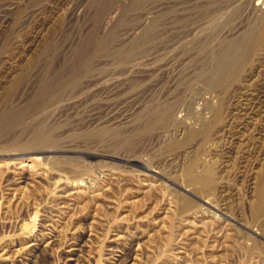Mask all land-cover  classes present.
Here are the masks:
<instances>
[{"label": "rangeland", "instance_id": "1", "mask_svg": "<svg viewBox=\"0 0 264 264\" xmlns=\"http://www.w3.org/2000/svg\"><path fill=\"white\" fill-rule=\"evenodd\" d=\"M240 1L0 0V264H264V73L201 78Z\"/></svg>", "mask_w": 264, "mask_h": 264}, {"label": "bare ground", "instance_id": "2", "mask_svg": "<svg viewBox=\"0 0 264 264\" xmlns=\"http://www.w3.org/2000/svg\"><path fill=\"white\" fill-rule=\"evenodd\" d=\"M241 1H240L241 3L245 2L246 7L243 8L244 4H243V6H241L243 8L242 9L243 11H242L241 15L239 16V18L235 21L237 24L236 26L240 25L242 22L247 21L248 19H246L245 17L249 13L255 14L257 19L251 18L250 19L251 21H249L250 24L246 25V28H244V31H242L237 37L230 40L227 43V45H221V42L218 43L216 45V46H218L216 48L217 49L216 52H218L217 54H214V52L209 50L210 51L209 58H210V62L212 63V65H211L209 70L207 69V72L205 74H202V77H201L202 79L205 78L207 80V83L209 84V86L221 87L224 84L226 85L227 83H225V82H227V79L229 81V77H231L232 75H234L235 73H237L241 69H244L243 73H245V75H247V77H249L255 73H258V72L264 73V49L262 48L263 46L261 44L262 40L264 39V25H263V21H264V0H241ZM240 11H241V9H240ZM228 17L229 16L222 17V18H215L216 23L219 21V19L221 21V22H218L217 24L215 23L220 28V29H218L219 32L216 33L217 39L219 38V39H221V40L223 39L225 41V40H227L226 38H228L229 34H231L230 28H229V26H227L228 25L227 23L229 22V21L227 22ZM223 21H224V23H223ZM247 23H248V21H247ZM215 24H213V25H215ZM223 27H226V28H223ZM162 36H164V35H162ZM215 37L208 40L209 41L208 46L214 47V43H216ZM230 38H228V39H230ZM171 39L174 43H176V41L172 37H171ZM180 39H179L178 43H180ZM173 42H171V43H173ZM158 43H160V42H158ZM168 43H169V40H168ZM157 45H155V47ZM162 46L163 45L160 44L157 47L161 49ZM167 46H170V45H165L164 47H167ZM171 46H172V44H171ZM174 46L175 45H173L172 47H174ZM212 47H211V49H212ZM164 49L165 48L162 47V50H164ZM167 49L170 50L168 47H167ZM167 49H165V50H167ZM209 51H208V53H209ZM167 52H170V51H167ZM156 53H157V51H156ZM164 53H166V51ZM160 55H162V54H160ZM206 61H207V59H206ZM205 64H207V63H205ZM208 67H209V65H208ZM204 71H206V70H204ZM243 73L241 72V74H243ZM232 79H230V80H232ZM258 98H264V95H261V97H258ZM255 102L257 103V101H254V103ZM249 103H251V102H249ZM240 108H242V107H240ZM251 109L253 110L252 107H251ZM168 111L169 110H166V108H163V109L157 111L156 118H155V121L153 122V125H165L168 121V118H167ZM237 115H239L241 117L246 116L245 112L244 113L242 112V114L240 112H238ZM239 116H238V118H239ZM245 118H247V117H245ZM233 119H235V118H233ZM243 120H244V118H243ZM112 121H115V120H112ZM22 179H23V183H25V181H27V179H25V178H22ZM263 191H264V188H263ZM64 193H66V190L62 194H64ZM52 242L51 241L48 242L44 248L49 247L52 244ZM75 245L76 244H74L71 248L76 247ZM41 246H42L41 244L31 245L29 247V251H28L29 254H33V252L39 250V248ZM76 251H78V250H75V249L71 250V252L73 254H71L70 256H73V257L76 256L77 257ZM70 261H75V260H70Z\"/></svg>", "mask_w": 264, "mask_h": 264}]
</instances>
